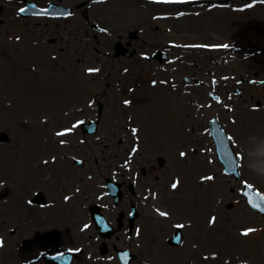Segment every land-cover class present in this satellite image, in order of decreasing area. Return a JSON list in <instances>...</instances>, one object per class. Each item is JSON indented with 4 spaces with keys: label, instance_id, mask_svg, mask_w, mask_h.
Segmentation results:
<instances>
[{
    "label": "rangeland",
    "instance_id": "374dc122",
    "mask_svg": "<svg viewBox=\"0 0 264 264\" xmlns=\"http://www.w3.org/2000/svg\"><path fill=\"white\" fill-rule=\"evenodd\" d=\"M135 3V0H127L92 6L87 11L88 20L81 12L67 20L42 21L16 16L12 19L8 16L9 6L5 5L3 8L0 17V23H3L0 26V132H6L9 140L0 142V186L3 185L1 181L5 180L10 190L6 199L0 201V213L7 216V223L3 225L6 230L4 228L0 231L5 235V247L0 249V264H17L19 261L24 264L38 246L61 244L65 241L69 229L68 216L65 214L59 224H50L47 221L54 210H45L50 211L49 218L45 220L41 216L44 210L34 212L36 206L26 205L25 199L32 196L34 190L40 189L39 180L53 166L40 164L41 158L65 151L76 152L77 147L47 146L49 138L53 137V131L79 117L80 113L71 110V107L85 106L95 96L106 105L102 125H106L113 113L116 115L113 117H117L122 124L126 116L118 110L125 109L121 104L130 95L119 90V87L125 89L129 85L137 107L134 112L129 109L125 111L133 114L131 121L139 127L142 139L146 141L143 140L147 151H143V154L147 158L154 155L152 143L146 138L148 135H145L148 124L154 125V140L159 146L169 148L173 142H177L178 150L185 149L195 143H190L192 138L200 142V147H205L204 142L199 137L196 138V134L205 125V120L214 114L217 106L208 107L203 104L202 109L196 108L193 104L196 96L197 101L208 100L207 89L204 86L205 89L201 90L203 84L191 87L183 78L187 77L189 82L197 79L207 83L213 72L217 75L229 73L243 77L248 70L257 69L264 61L261 55L241 63L243 67L237 64L241 61L226 64L216 62L218 58L228 59L229 56L242 55L246 50L254 51L255 47L264 50L263 1L252 3L232 0L208 10H203V6L189 7L186 4L178 7H153L149 4L145 9ZM242 7L243 10H236ZM192 8L203 11L197 16H174L176 9L187 12V9ZM163 11L172 17L153 19V15ZM91 21L106 27L114 37L108 36L109 40L103 38L98 42L85 40L87 37H83L84 32L91 28ZM18 31L19 35L15 37ZM101 34L98 33V36ZM62 37L68 39L62 43ZM117 40L132 52L131 56H114L113 45ZM211 43H227L235 47L227 52L195 48L199 45L211 46ZM61 45L65 46L63 50ZM132 49L146 52L154 60L142 61L137 54H133ZM157 51H164L166 54L162 64L153 58ZM104 52L108 54L105 55ZM178 56L189 61L196 57L197 60L194 64H183L182 58ZM88 67L98 68L99 71L86 73L84 69ZM123 68L128 69V72L121 74ZM169 79L173 81H168ZM170 82H174V87ZM184 86H187L186 90L189 92L182 89ZM240 87L247 93L243 91L241 99L234 101L233 112H225L224 120L236 135L237 132L243 134V145L249 151L244 159L243 170L245 176L247 174L253 179L251 172L258 166L251 163L255 158L262 161L264 156V126L257 118L258 114H248L252 115L253 120L250 132L243 123H239L242 119L239 111L245 112V105L259 98L261 93L246 84ZM251 96L255 99L252 100ZM194 109L198 110L201 118L196 117L197 111ZM218 111L219 108L216 109ZM82 114L92 116L89 110ZM178 114L182 120L185 117L190 120L187 124L188 131L183 132L184 124H178ZM228 115L236 118L235 124L229 122L226 118ZM219 116L222 113H218ZM34 124L42 126L38 128L42 132L38 138L32 129ZM53 142L56 145L55 140ZM260 155L262 157H258ZM169 156L170 161L162 169L164 174L161 178L167 186L171 176L177 174L178 187L174 190L166 187L163 191L159 203L171 212L172 218H160L156 226L161 228L165 224L169 225L172 220L192 222L193 225L183 230L185 243L178 247V253L172 255L175 258L178 254V264H225L226 258L230 260L228 264L247 260L250 264H264V230L254 233L249 239H241L242 246L233 244V240L224 235L225 224L232 231L235 229V213L231 211L232 217L225 220L224 203L216 209L217 195L225 192L226 186L222 188V179L215 180L218 182L206 179L204 174L210 171V166L205 164L207 153H190L187 157L180 158L172 150ZM92 158V155L88 158V170L94 167ZM37 169H40L38 174ZM32 177H35L33 181ZM257 179L264 185V177ZM209 214L216 217L212 226L206 223ZM20 218H30L32 222L29 219L23 223ZM250 221H253V217ZM239 223V227L246 225L244 220ZM11 227L14 231H9ZM44 231L49 232L47 234L50 236L45 235ZM24 239L26 241L22 248L16 250L15 246ZM156 241L158 244L163 243L161 234H157ZM214 251L219 255L214 260L202 258V254ZM148 257L158 258L159 255L149 251Z\"/></svg>",
    "mask_w": 264,
    "mask_h": 264
},
{
    "label": "flooded vegetation",
    "instance_id": "af4514ba",
    "mask_svg": "<svg viewBox=\"0 0 264 264\" xmlns=\"http://www.w3.org/2000/svg\"><path fill=\"white\" fill-rule=\"evenodd\" d=\"M36 1H37V3L38 2L41 3L44 0H36ZM261 55H262V59L264 60V52H261L260 54H258L256 56L260 57ZM256 56H253L250 59L257 58ZM245 61H247V60H242L240 62V66L239 67H243V65L241 63H243ZM251 73H252V75H251ZM244 78H245L246 81H248V78L249 79L250 78L257 79L258 78V79H260V80H262L264 82V61L262 62L261 66L258 67L257 69H255L253 71H252V69H251V71L248 70V72L245 73ZM253 82H255V80ZM259 87H260L259 93H261V95L257 99L255 113L258 114L257 118L259 119L260 123L264 126V88H263V85H261ZM232 89H233L232 90L233 96L230 95L232 99H234L235 97H238V98L242 97V93H240V89H238L237 86L232 87ZM244 93H246L245 89H244ZM230 96L227 93L224 94V96H223L224 105H228L229 104V102L231 100ZM247 117H248V114L244 112L242 114V119L240 120L239 123H241V124L243 123L244 126L250 132H252L251 123H252L253 120L252 119H247ZM230 123L231 124H235V123H232V122H230ZM228 124L229 123H227V126L225 128L227 134H229L231 137H233L235 140H237V143L234 146V150L236 152H239L242 155V158L239 160L240 177L238 179L231 178V176L229 174H226L224 172V169L222 167V174L224 176H226V177H229V178H227L226 184L224 185V186H226V191H228V192L226 193V191H225L224 192V196L227 197L229 202H231L230 197H231L232 194H234L236 196V200H237V204L232 203V204L227 205V207L234 208V207H237V205L241 204L242 202L244 203V199L242 198V193L241 194L239 193L240 190H235V187H237L239 185L241 187L243 184H240V181L241 180H247V178H246L247 174L245 176V172L243 170V166H244V159L249 154V151H248V148L243 145V142H244L243 141V134L241 132H237V135H236L229 128ZM255 144H259V143H255ZM214 149H215V147H214V144L212 142V147H211L212 151L210 152V155H212V157H214V153H215ZM255 159L256 160L253 161L251 164L257 165L258 167H257V169H255V170H253L251 172V176L252 177L264 176V156L262 158V161H259L257 158H255ZM152 168L156 169V167H152ZM248 172L249 171H247V173ZM231 179L234 181L235 187L231 186V184H230ZM252 181L255 183L256 186H260L261 187L260 182H258L259 180L253 179ZM254 188L258 189L255 186H254ZM132 203H133L132 200L126 201V205H122L120 208L117 209V211L115 213L116 214L118 212L122 213V218L125 219L126 218V214H127V212H128V210H129V208H130ZM237 210H239V209H237ZM104 211L109 212L110 219L115 218L116 214H114V215L111 214V213L114 212L112 208L107 207L106 210L104 209ZM86 212L87 211H86L85 205H82V207H79V213H80L79 219H80V222L85 221ZM227 218L229 219V218H231V216H230L229 213L226 212L225 220H227ZM245 219H246L245 210L238 211L237 212V221H236V225L235 226L238 228L239 224H240L239 222H242ZM258 219L260 221L264 222V219L262 217H259ZM224 226H225V231H226L227 235L230 236V237L232 236V238H230V239H233V242L237 241L238 244H241L238 232L237 231H234V232L231 231L230 227L226 226V224ZM92 230H93L92 232H89L87 230V231H84L83 233H81L80 238H79V244L83 247V250L85 252H87L91 256V258H94L96 253L99 251V247L101 245L102 238L98 236V234L94 231L93 228H92ZM69 241H70V235H69V232H68L66 234V236H65V241H63L62 243L69 242ZM116 244H118L121 247L127 248V249H129L131 251H134L135 239L131 235L127 234V233H121V230H120L119 233L116 234V236L114 237L113 245H116ZM52 246L56 250H60L63 247V245L59 246L58 244H55V245H52ZM257 246L259 247L258 243H257ZM173 247H176V248H173ZM137 253L140 254L141 258H139V260L137 258H135L134 262L137 259L140 264H151V263H153V264H178V254H177V256L175 258L172 256L173 254L178 253V246H172V245L168 244L165 247L162 243H159L158 249L157 250L155 249V250L152 251V253H158V255H159L158 258H149L148 257V253L145 252L144 249L143 250L142 249H138Z\"/></svg>",
    "mask_w": 264,
    "mask_h": 264
},
{
    "label": "snow or ice",
    "instance_id": "6c2138e0",
    "mask_svg": "<svg viewBox=\"0 0 264 264\" xmlns=\"http://www.w3.org/2000/svg\"><path fill=\"white\" fill-rule=\"evenodd\" d=\"M157 2L183 4V3H188V2H190V0H157ZM248 6L251 7V5H248ZM24 11H26V10L23 9V8L20 9V12H24ZM221 47H225V48H227L228 45H222ZM88 71L91 73V72H95V71H98V70H96V69H89ZM127 103H129V102H128V101H125V104H127ZM69 131H70V129H66L64 132H58L57 135H58V136L65 135V134H66L67 132H69ZM132 131H133V134H134V135H135L136 132H137L136 129H133ZM229 139H231V137H229ZM61 143H63V141H61ZM133 151H136V149L134 148ZM180 155L183 157V156L185 155V153L182 152V153H180ZM45 163H47V161H46ZM206 179L211 180L212 177H207ZM177 186H178V185H177L176 182L172 183V185H171V187H172L173 189H176ZM65 199H67V197H66ZM160 215H161V216H165V215H167V214L164 213V212H161ZM214 221H215V217L212 218V220L210 221V223H213ZM252 231H253V229H248V230H246V231L243 233V235H248V234L251 233ZM138 232H139V230H138Z\"/></svg>",
    "mask_w": 264,
    "mask_h": 264
},
{
    "label": "bare ground",
    "instance_id": "6f19581e",
    "mask_svg": "<svg viewBox=\"0 0 264 264\" xmlns=\"http://www.w3.org/2000/svg\"><path fill=\"white\" fill-rule=\"evenodd\" d=\"M157 6H160V5H157Z\"/></svg>",
    "mask_w": 264,
    "mask_h": 264
}]
</instances>
